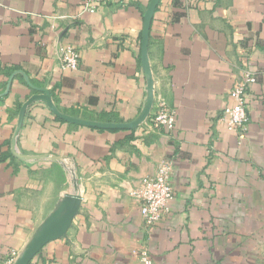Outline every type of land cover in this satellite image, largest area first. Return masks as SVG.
Instances as JSON below:
<instances>
[{
	"label": "crops",
	"instance_id": "crops-1",
	"mask_svg": "<svg viewBox=\"0 0 264 264\" xmlns=\"http://www.w3.org/2000/svg\"><path fill=\"white\" fill-rule=\"evenodd\" d=\"M83 1L0 0V264H14L50 226L74 180L79 209L28 264H141L140 248L152 264H264V0L159 1L151 111L163 98L175 110L171 131L149 118L132 128L70 123L35 99L12 151L20 110L38 89L87 121L126 124L145 107L150 0H114L95 13ZM66 45L80 54L76 71L60 67ZM245 69L257 83L239 135L218 117ZM164 160L174 197L148 232L132 192Z\"/></svg>",
	"mask_w": 264,
	"mask_h": 264
},
{
	"label": "built area",
	"instance_id": "built-area-1",
	"mask_svg": "<svg viewBox=\"0 0 264 264\" xmlns=\"http://www.w3.org/2000/svg\"><path fill=\"white\" fill-rule=\"evenodd\" d=\"M114 0H84L83 11L95 13L100 5L111 3ZM80 54L78 50L66 45L61 48L60 67L63 70L76 71L79 67ZM257 83V76L254 72L245 69L238 79L233 83L230 92L234 100L233 105L225 107L218 119L225 121L230 129L242 135L246 130L249 121L247 95ZM149 119L154 127L164 131H171L175 125V110L170 108L163 98L155 102L154 111L150 112ZM172 163L164 160L157 165L153 175L142 178L141 185L132 192V195L140 201V211L143 225L146 231L150 232L153 227L162 221L167 205L174 197V190L171 182ZM16 253L12 252L8 263H12ZM138 259L141 264H152V259L147 248H140Z\"/></svg>",
	"mask_w": 264,
	"mask_h": 264
},
{
	"label": "water",
	"instance_id": "water-1",
	"mask_svg": "<svg viewBox=\"0 0 264 264\" xmlns=\"http://www.w3.org/2000/svg\"><path fill=\"white\" fill-rule=\"evenodd\" d=\"M160 0H150L149 4L147 5L146 11L144 13V20L141 32V61L142 66L147 76V90H148V97L147 102L145 104L144 109L140 116L133 122L130 123H99L93 121H87L83 119H78L75 117H71L66 115L58 110V108L54 105L51 96L48 91L44 89H38L39 93L34 95L31 99L26 101L23 107L20 110L18 122L16 125L14 139L12 141V151L15 150V140L18 136L20 128L23 123L24 113L26 107L35 99L43 100L49 109L61 119H64L70 123L86 125L91 127H98V128H132L135 127L144 121H146L149 116L150 112L154 103V85H153V78L152 72L150 69L149 61H148V45H149V35H150V25L153 17V13L158 5ZM58 158V157H56ZM72 191L67 192L64 194L63 202L61 207L55 212L52 223L49 227L44 228L40 234L24 249V251L17 257L14 264H28L31 258L42 248V246L49 241L51 238L56 236H60L64 233V231L68 228L71 218L79 209V206L82 201V197L76 193L78 189V184L76 180H74L72 184Z\"/></svg>",
	"mask_w": 264,
	"mask_h": 264
}]
</instances>
